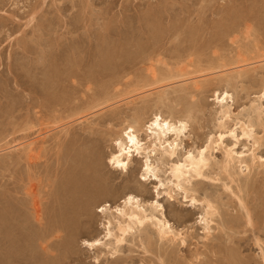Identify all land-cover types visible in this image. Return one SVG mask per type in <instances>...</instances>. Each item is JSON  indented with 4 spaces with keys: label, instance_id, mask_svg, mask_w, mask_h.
<instances>
[{
    "label": "rangeland",
    "instance_id": "374dc122",
    "mask_svg": "<svg viewBox=\"0 0 264 264\" xmlns=\"http://www.w3.org/2000/svg\"><path fill=\"white\" fill-rule=\"evenodd\" d=\"M146 56L184 70L187 87L179 83L139 95L147 91L142 89L148 75L149 61L142 62ZM243 64L247 65L240 69L243 73L236 74L234 68ZM222 65L229 71L219 75L211 70ZM154 66L158 73L164 70ZM194 81L199 88L192 87ZM163 90L164 101H158ZM224 92L232 113L226 129L235 130L237 139L225 138V146L212 152V168L205 171L208 179H199L198 186L193 182L190 194L198 202L179 191L167 195L175 182L170 164L152 148L148 155L158 168L155 180L152 176L142 180L145 155L134 156L126 172L108 163L118 150L115 141L138 117L143 127L139 139L149 145L145 127L155 113L187 124L176 158L195 154L221 131L222 108L215 98ZM256 105L263 108L264 124V0H0V217L6 209L18 211L14 196L27 205L35 200L44 211L57 196L55 221L75 236L72 242L62 234L65 241L60 243L68 246L69 257L54 249L52 257L60 258L56 261L44 257L36 244L42 264H112L115 259L113 264H192L199 254L202 262L217 264L223 254L211 259L215 244L220 251L234 247L239 258L251 259V264L262 262L264 168L248 172L243 167L242 173L236 168L240 185L232 184L215 164L230 148L243 153L254 149L264 158V129L256 120ZM239 123L254 125L252 134L260 145L252 147ZM79 183L89 184V190L71 199L62 197ZM30 193L35 198L29 199ZM127 195L145 209L158 202L171 229L184 237V245L158 241L150 227L135 233V239L129 236L119 253L111 256L114 238L106 235L109 226L116 231L120 219L109 225L107 217L118 215ZM239 198L247 200L257 228H240L236 234L222 229L221 222L244 215ZM205 199L220 213L211 224L209 240H203ZM146 237H151L152 246H146ZM94 240L111 248L90 250L86 243ZM1 262L5 264L4 259Z\"/></svg>",
    "mask_w": 264,
    "mask_h": 264
},
{
    "label": "bare ground",
    "instance_id": "6f19581e",
    "mask_svg": "<svg viewBox=\"0 0 264 264\" xmlns=\"http://www.w3.org/2000/svg\"><path fill=\"white\" fill-rule=\"evenodd\" d=\"M153 49L154 48H152V50ZM144 61H147V62L149 61V66L147 68V70H148L147 71L148 72L147 79L144 81V83H143L144 85L142 87V89L146 88L147 91L144 93H142V91H141L139 93V95H143V94H147V93L152 94V91H155L158 89H163L165 87L176 85L179 83H180V85H184L183 87H187L186 83L189 81V78H186V76L188 77V75L183 72L184 70H180L178 68V66L177 67H170L168 64L164 63V61H161L160 58H157L156 60H154V58L152 59V57L150 58V56L144 57L142 62L144 63ZM183 64H182V66H183ZM240 64H242V63H240ZM154 65H161L164 70L162 72L159 71V73H158L155 70ZM258 65H259V63H258ZM121 66H122L123 70L126 68L125 64H123V63H121ZM182 66L180 65V67H182ZM246 66H245V64L236 66L234 68V70L236 69V71H237L236 74H239V75L242 74L243 72H241L240 69H243ZM129 67H131V66H129ZM227 67H228V65H222L219 67H215L211 70L212 71L218 70L219 73H217V74L220 75L222 73L229 71V70L228 71L223 70V69H227ZM231 70L233 71V69H231ZM205 71H207V70H205ZM200 73H202V72H200ZM201 78H203V77H201ZM193 80H195V79H192L190 81H193ZM85 82H87V81H85ZM167 82H168L167 85H162L164 83L166 84ZM197 82L194 81L192 83V87L194 89L196 87L199 88ZM165 93H166L165 90H163L162 92H159L157 95V100L158 101H162V100L164 101L163 97H164ZM137 97H138V94H137ZM228 97H229V95L227 94V92H224V94H222V96H218L215 98L218 100V102L220 103V106L222 108V111H221L222 112L221 113L222 119L219 120V122L220 121L221 122H220L219 127H218V128H220L221 131L215 137L211 136L208 139V142L206 143V145L202 149L197 150V152L195 154H192L190 152V153H186V155H184L183 159L176 158L177 148H179L178 147L179 143H181L182 139L185 137V130H186L187 124L183 120H177V121L174 120L173 121V119H170V118H163L160 113H155L153 115V118L150 120L148 126L145 127L147 138L149 139L148 141L150 142V143L148 142L149 145L146 146V144L143 143L142 140L139 139V135H140V132H142L143 127L140 126V124H141V123L139 124L140 118L138 117V118H136L137 120L135 121L136 122L135 124H129L127 127H125V129H123L121 137H119V138L117 137L118 139L115 141L116 142L115 145L117 146V149H118L117 153L113 154L111 156V158H109L110 160H108L109 161L108 163H110L114 169L122 171V172H126L129 165L131 164L134 156L142 157L143 155H145L144 156L145 161H144V165H143L142 180L148 181V179H150L148 177H150V176H152L153 180H155V179H157V169L158 168L150 162V157L148 155L150 153L149 149L152 148L151 151H153V153L157 154L162 161L165 160V162H168L170 164L169 165V170H170L169 173L171 174V177L174 179L175 182L171 183L172 188H169V189L167 188L169 190L167 192V195H170L171 192H173V191H179L180 193L182 192L185 195L184 196L185 198H188V195L190 193L194 192L193 182L196 181V185L198 186V184L201 183L199 181V179H203V178L208 179L207 175L205 176V171L206 170L208 171V169L213 165V159L214 158H213L212 152H214L216 149L222 148V145H224V140L228 136H233V138L237 139V137L235 136V130H233L232 128H231V130L226 129V122L230 121L231 115H232V113L230 111V107L227 105ZM132 99H133V97H132ZM261 109H263L261 107V105H258V106L256 105L254 107V110L256 111L255 113L258 116L256 120L258 121L259 125L262 126V128L264 129V124L262 123L263 121H261V117H260L261 113H262ZM239 124L241 125V126L239 125L240 126L239 128L242 129V131L240 130L242 136H244V138L246 137L247 140L251 139V142L253 145V146L252 145L251 146L253 148L254 147L256 148L257 145H260L259 144L260 139L256 138L254 136L255 134L254 135L252 134V132H253L252 130H253L254 125L253 124L251 125V123L248 124V126L244 123H239ZM236 126H237V124L235 125V127ZM228 129H229V127H228ZM31 145H32V143L29 144V146H31ZM9 148H10V146H9ZM32 148H30V149H32ZM223 155L224 156H223L222 162H220V163L216 162L215 164L219 167L218 169L223 171L224 175L227 174V176L230 178L229 181H231L232 184L233 183L234 184L240 183V185H241V181L239 180L241 175H239V173L234 172L236 168H238V167L240 168L239 169L240 173L243 172L242 171L243 167L248 172H250L252 168L255 169V167L264 168V158H262L260 156H256V152H254V149L252 151H248L246 153H243V152H236L233 150V148L232 149L230 148V149H225ZM88 170H89V168H88ZM245 178H247V177H245ZM197 181H199V182H197ZM248 181H247V183H248ZM244 183H246V179L243 182V184ZM247 183H246V185H247ZM70 185H71V183H70ZM88 185H86V184L81 185V183L76 184V185H74L73 188H71V191H69L68 193L63 192L64 194H62V197L63 198L66 197L68 199H71L75 195H80L82 193H85L86 191L89 190ZM240 185H237V186H239V189H240ZM164 186H165V184H161V187H164ZM166 186H168V184H166ZM197 186H195V187L197 188ZM226 188L229 189V187H226ZM30 189H31V187H30ZM242 189H240V190H242ZM23 191L26 192V190H23ZM14 193L17 195L16 189L14 190ZM25 194H27V193H25ZM239 194L240 193H238V195ZM33 195H31V193H30L29 199H32L31 197L35 198ZM171 197L172 196H170V198ZM53 198L54 199L51 201V204H50L51 207L49 206L50 209L47 208V210H45V211L43 208L40 207L38 202L35 200H31L32 201L31 203L27 202L28 203V205H27L24 202L25 200H23V199H21V200H23V202L20 203L21 201L19 202V200H17V198L15 196L11 198L12 201H15V202L18 201V204H16L18 211H17V209H15L16 211H13L12 209L11 210L6 209L3 211V216L0 217V264H2V262H1L2 259H4L5 264H42L41 263L42 258H41L40 253H37L35 248H34L36 244L39 245L40 252L43 253L44 257L46 256L47 259H50V260L52 259L54 261L60 259L59 257H57L58 259L55 257H52V252H54V249H58V251L63 250L65 253L67 252L66 256L69 255L68 254L69 249L67 248L68 246L64 245V243H60V241L62 239H63V241H65L64 237H62V234L64 233L67 236V239L68 240L70 239V241L74 240L73 237L75 235L72 234L70 236L69 232L71 230H68L69 228H67V226H62L60 223L55 221L56 220V214H57L56 210L59 209V208H57V206L59 205V202H58L59 200L56 199L57 196L55 198L53 195ZM205 200H206L205 211H204L205 217L203 216L204 218H202L203 232H204L203 240H209L211 234L213 233L212 232L213 230L211 228V224L214 223V221H215L214 219L216 216L219 217L220 213H219L218 208L216 207L217 205L214 206V204L211 203L209 200H207V199H205ZM123 201H124L123 209L117 210V212H118L117 216L118 217L116 216L114 218L113 213H111L113 215L110 214L109 217H107V219H108L107 223L109 225L113 224L112 222H114V220L116 222V221H118V219H120V221H118L117 225L115 226L116 231H112L111 226H109L108 233L106 235L107 237L114 238L112 245L115 248L112 247L113 249H110V250H113L110 253L111 256L119 253L118 247H120V249H121V247L126 243L127 238L129 236L133 238V237H135L134 236L135 233L140 232V234H141V232H143L144 229L145 230L150 229V227H152L154 229V231H155L154 233L156 235V238H158V241L166 242V243L168 242L169 244L175 243L177 241V242H180L184 245V237L182 236L181 233H175L171 229V226L169 225V223L166 221V219L164 217V213H162L163 207L158 202L151 204L149 209L148 208L145 209L144 205H141L140 202L132 195L125 196V200H123ZM190 201L192 203L198 202L191 194H190ZM238 201H239V206L241 207L240 209H242L244 212V215L240 218L241 222H240V220H237L235 218L231 220V218L229 216L228 217L230 220L227 219L224 221V218H226V217L221 215L224 217V218L222 217L223 219L221 218L222 219L221 223L223 225L222 229H228V231L229 230H231V231L237 230L238 231L240 228H241V230L243 229V231H244L246 229V227H251V228H253V230L256 229L257 228L256 223H255L256 221L254 222L253 216L251 214L252 212L249 211L250 209L247 207V205L245 203L247 200L245 202H243V200H241L239 198ZM21 207L23 210L21 209ZM101 211H106V208L105 209L103 208ZM116 218H117V220H116ZM221 219H220V221H221ZM260 219H261V217H260ZM59 220H60V218H59ZM106 227H108V226H106ZM237 231H236V234H238ZM113 232L114 233L116 232V233L114 234ZM74 233H76V231ZM236 234H235V237H236ZM228 238H229V236H228ZM230 238H232V237H230ZM256 238L258 239V237H256ZM133 239H135V238H133ZM218 239H219V237H218ZM239 239H242V238L239 237ZM239 239H238V242H239ZM142 240H144V239L142 238ZM230 240L233 241V239H230ZM258 240L261 242L260 239H258ZM151 241H152L151 237H146V244H147L146 246H150ZM244 241H245V239H244ZM108 242H110V240ZM86 244H87V246H89L90 250H91V248H95L96 250L102 249L100 246L104 245L102 242H100L98 240H96V241L94 240V242H90V243L87 242ZM222 244H224V243H222ZM215 245H213V248L211 251L213 254L211 259L212 258L215 259L214 254H216V253H219V254L222 253L223 254V258L221 256V258H222L221 260L223 262H221V263H220L221 260L219 259L220 257L217 258V254H216L217 259L215 262L217 264H251V261H250L251 259L245 260L243 258L244 260H242L241 258H239L238 254L240 251L237 252L235 249L233 250L234 247L226 249V247L224 246L222 251H220L221 249L219 247H221V246L220 245L215 246ZM104 247H105V245H104ZM106 247H108V246H106ZM109 247H108V249H109ZM148 248H150V247H148ZM237 249H239V248H237ZM260 249H263V248L260 247ZM145 250H146V247H145ZM225 250H226V252H225ZM231 251H233V252H231ZM120 252H121V250H120ZM146 252H149V251H146ZM103 253L104 252H102V254ZM261 253H262V250H261ZM103 257H105V256L103 255ZM46 258H44V259H46ZM97 258H95V259H97ZM98 259L96 260V262H98ZM117 259H118V257H117ZM214 259H213V261H214ZM107 260H108V258H107ZM208 260L209 259H207V262H202L203 260H200V254L193 256V258L191 259L192 264H210V262H208ZM204 261H206V260H204ZM261 261L264 263V251H263L262 256H261ZM115 262H117L116 259L114 261H111L112 264ZM162 262H164V261H162ZM262 262H258L257 260L254 261L255 264H263ZM173 264H175V263H173Z\"/></svg>",
    "mask_w": 264,
    "mask_h": 264
}]
</instances>
